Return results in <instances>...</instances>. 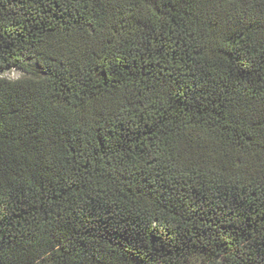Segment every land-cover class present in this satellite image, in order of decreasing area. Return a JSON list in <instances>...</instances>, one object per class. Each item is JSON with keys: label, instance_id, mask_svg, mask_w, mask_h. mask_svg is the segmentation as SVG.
Returning a JSON list of instances; mask_svg holds the SVG:
<instances>
[{"label": "trees", "instance_id": "16d2710c", "mask_svg": "<svg viewBox=\"0 0 264 264\" xmlns=\"http://www.w3.org/2000/svg\"><path fill=\"white\" fill-rule=\"evenodd\" d=\"M0 264H264V0H0Z\"/></svg>", "mask_w": 264, "mask_h": 264}, {"label": "rangeland", "instance_id": "374dc122", "mask_svg": "<svg viewBox=\"0 0 264 264\" xmlns=\"http://www.w3.org/2000/svg\"><path fill=\"white\" fill-rule=\"evenodd\" d=\"M1 77L9 80H17L26 77V74L18 69H8L1 73Z\"/></svg>", "mask_w": 264, "mask_h": 264}]
</instances>
